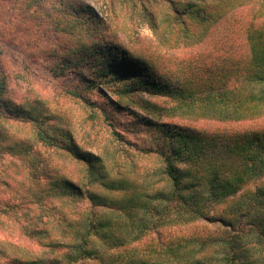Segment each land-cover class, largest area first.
I'll return each instance as SVG.
<instances>
[{
    "label": "rangeland",
    "instance_id": "obj_1",
    "mask_svg": "<svg viewBox=\"0 0 264 264\" xmlns=\"http://www.w3.org/2000/svg\"><path fill=\"white\" fill-rule=\"evenodd\" d=\"M171 1L184 10L182 0ZM245 1V20L259 14V9L257 21L264 22L261 3ZM183 20L190 31L184 30ZM232 22L228 17L214 25L199 24L192 16L175 14L166 0H0V76L4 80V104L0 107V264L49 257L50 247L41 242L58 235L53 222L64 219V211L72 208L68 205L75 204L61 197L64 187L57 185L55 194V182L60 178L80 186L87 182L84 165L44 142L40 131L64 144L62 135L77 151L100 157L111 176L122 171L123 176L136 179L147 190H158L167 187L162 161L157 155L135 150L133 145L155 151L166 147L167 141L155 126L145 125L143 117L209 133L216 129L247 130L254 121V126L264 124L260 118L220 122L168 117L152 108L155 104L171 106L173 101L167 96L142 87L129 96L121 94L123 82L131 85V79H109L105 72H96L107 64L102 51H117L121 46L131 56L151 64L158 83L177 85L186 67L191 68L189 72L206 67L208 72L224 66L231 43L226 26ZM85 44L88 48H81ZM97 48L103 50L96 52ZM246 50L242 45L232 58H243ZM93 52L99 56V64Z\"/></svg>",
    "mask_w": 264,
    "mask_h": 264
},
{
    "label": "trees",
    "instance_id": "obj_2",
    "mask_svg": "<svg viewBox=\"0 0 264 264\" xmlns=\"http://www.w3.org/2000/svg\"><path fill=\"white\" fill-rule=\"evenodd\" d=\"M166 1L175 14L192 16L199 24L233 19L226 26L231 43L224 66L208 72L206 67L197 68L200 72L186 67L179 84L168 86L152 76L151 64L118 46L117 51L97 48L96 52L103 50L107 64L96 72H105L109 79H131V85L123 82L121 94L129 96L142 87L167 96L171 106L152 108L168 117L264 122V22L257 21L261 10L246 21L245 0H211L210 4L182 0L184 10ZM258 2L264 10V0L249 3ZM182 25L190 31L185 20ZM242 45L246 55L234 60ZM3 91L0 76V107ZM143 109L150 111L148 106ZM141 120L155 126L167 141L166 147L155 151L133 145L160 158L165 189L147 190L122 171L111 176L100 157L77 151L62 135L64 144L52 134L39 132L44 142L84 165L87 182L83 186L67 178L55 182V187H64L61 197L75 204L67 202L72 208L64 211V219L53 222L58 235L41 242L50 247L51 255L20 264H264V124L254 126V121L247 130L209 133L188 125L156 123L150 116ZM198 226L203 229L197 230Z\"/></svg>",
    "mask_w": 264,
    "mask_h": 264
}]
</instances>
